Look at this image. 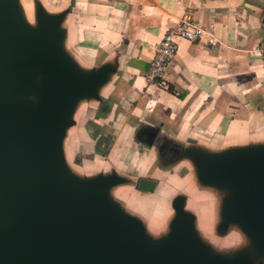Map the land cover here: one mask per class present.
Here are the masks:
<instances>
[{"label":"crops","instance_id":"crops-1","mask_svg":"<svg viewBox=\"0 0 264 264\" xmlns=\"http://www.w3.org/2000/svg\"><path fill=\"white\" fill-rule=\"evenodd\" d=\"M18 2L62 15L63 47L79 68L111 67L96 96L77 101L62 140L64 159L81 177H122L109 194L149 236L165 235L149 234L148 216L159 217L166 192L186 175L198 181L187 152L264 144V62L255 51L264 40V0ZM184 16L212 35L176 39L168 89L147 83L153 47ZM140 179L153 181V189H139ZM131 192L155 198L142 205ZM176 195L185 197V190L170 196V212Z\"/></svg>","mask_w":264,"mask_h":264},{"label":"water","instance_id":"water-1","mask_svg":"<svg viewBox=\"0 0 264 264\" xmlns=\"http://www.w3.org/2000/svg\"><path fill=\"white\" fill-rule=\"evenodd\" d=\"M35 11L32 26L18 0H0V264H261L257 256L264 264V144L187 152L198 181L227 192L221 233L237 226L260 255L216 253L200 240L183 195L172 200L168 233L153 238L111 198L122 177L69 169L62 140L73 109L96 96L111 67L79 68L63 47L62 15ZM39 76L33 106L24 96ZM153 187L138 182L141 190Z\"/></svg>","mask_w":264,"mask_h":264},{"label":"bare ground","instance_id":"bare-ground-1","mask_svg":"<svg viewBox=\"0 0 264 264\" xmlns=\"http://www.w3.org/2000/svg\"><path fill=\"white\" fill-rule=\"evenodd\" d=\"M26 1V0H25ZM23 8H22V13H23V17L25 18V20L32 26L35 25V20H34V8L32 5L30 4H23ZM70 55V54H69ZM187 166L190 167V165L188 164ZM79 171V170H78ZM186 191L185 193H189V197H187L186 199V203H185V208L189 211H192L195 216H196V229L199 232L200 236L205 238V240H209V238L211 236L210 232L212 229L211 226V220L213 219L212 214H214L213 210H211L209 207L205 206V202L202 201L201 204L196 203V201L199 200H204V199H209L208 194L206 191L204 190H200L197 187L194 186V181L191 180V178L189 176H185L183 178H181L178 181L177 186H175V188L173 189H169L166 194H165V206L162 210H164V212L162 211L161 214L159 215V217H150V215L148 216V221L154 225V230H150L149 234H151L152 236L156 235L159 236L161 234H164L167 232L168 230V226H167V222H168V218L171 215L170 212V208L168 206V200L170 198V196L175 195L176 191ZM189 191V192H188ZM188 195V194H187ZM211 197V195H210ZM126 207V206H125ZM126 210L128 212H134L133 209L131 208H127ZM214 220V219H213ZM229 232L231 233L232 230V226L229 227ZM228 235V234H227ZM232 237L229 235L228 237L226 236L225 238H222V240L217 241L214 244L215 248H218V250H222V251H226L229 249L230 244L233 242Z\"/></svg>","mask_w":264,"mask_h":264},{"label":"rangeland","instance_id":"rangeland-1","mask_svg":"<svg viewBox=\"0 0 264 264\" xmlns=\"http://www.w3.org/2000/svg\"><path fill=\"white\" fill-rule=\"evenodd\" d=\"M23 7L24 6H21V12H22V8ZM22 15H23V13H22ZM34 20H35V25H36L37 21H36V11H35V9H34ZM40 79H41V76H39V78H38L39 81H37L35 83L34 90L32 91V93L31 94H26L24 96L25 99H27V101L30 104H32V103L36 104L37 101H38V96L40 95V93L42 91V88H43V81H42L43 79L42 80H40ZM194 186L197 187L198 189H200L201 191L202 190L206 191L207 194H208L207 197H209V199L199 200V201H196V203L201 204V202L204 201L205 202L204 205L209 207L214 212V214H212L214 220L213 219L211 220L212 229H211V232H210V235H209L211 237L209 238V240H205V238L201 237L200 234H199L200 240L202 242H204V243L205 242L208 243V245L216 253L222 254L224 256H234L237 252H239L240 250H242L244 248L252 249L253 251H255V253L257 255H260L258 253V251L256 250V248L253 246V243L247 238V236L237 226H232L231 233L229 232V230H228L229 228L228 227H227L228 229H226L225 231H222L224 233H221V231L219 229V227L221 225L220 205L222 203V200L227 195L226 190L218 189V188L211 187V186H205V185L201 184L199 181H196ZM131 193H133V192H131ZM113 194L117 195L115 193V191H113ZM187 194L185 196L186 199H187V197L190 196L189 193H187ZM210 195H211V197H210ZM133 196H136V195L134 194ZM148 196L149 197L139 194V195H137L135 197L136 198V202L138 204L140 203V204L143 205L144 203H146V201H147L146 199L147 198H151V199L155 198V196H151V195H148ZM125 197L128 198L127 195ZM172 210H173V208H172ZM162 211L164 212V210H162ZM173 212H174V210H173ZM173 212H171V215L169 216V220H171V218L173 217V215H174ZM229 227H231V226H229ZM168 231H169V229H168ZM168 231L165 234H167ZM229 235L232 237L233 242L230 244V247L227 250V252L226 251H222L220 249L218 250V248L214 247V244L217 241H220V240H222V238H225L226 236L228 237ZM257 260H258L259 263L262 264L261 258L259 256H257Z\"/></svg>","mask_w":264,"mask_h":264},{"label":"built area","instance_id":"built-area-1","mask_svg":"<svg viewBox=\"0 0 264 264\" xmlns=\"http://www.w3.org/2000/svg\"><path fill=\"white\" fill-rule=\"evenodd\" d=\"M204 34L212 35V31L205 29L187 16L168 29L159 43L153 47L150 65L145 74L146 82L168 89V70L177 51L176 39L197 41ZM255 51L264 62V40L255 48Z\"/></svg>","mask_w":264,"mask_h":264}]
</instances>
